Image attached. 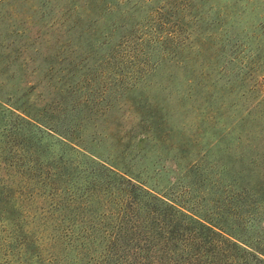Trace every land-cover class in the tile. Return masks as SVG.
<instances>
[{
	"label": "rangeland",
	"instance_id": "374dc122",
	"mask_svg": "<svg viewBox=\"0 0 264 264\" xmlns=\"http://www.w3.org/2000/svg\"><path fill=\"white\" fill-rule=\"evenodd\" d=\"M226 1L0 0V264H254L106 157L264 254V0Z\"/></svg>",
	"mask_w": 264,
	"mask_h": 264
},
{
	"label": "trees",
	"instance_id": "16d2710c",
	"mask_svg": "<svg viewBox=\"0 0 264 264\" xmlns=\"http://www.w3.org/2000/svg\"><path fill=\"white\" fill-rule=\"evenodd\" d=\"M240 1H244L243 3H241ZM254 1H262V0H231V2H224L222 3L221 5V8H223L227 14V19L229 16H234L228 9H232L234 8L235 6L238 7V6H241L244 5V6H247L249 3H253ZM240 2V4H239ZM226 17L222 18L221 23H224L227 21ZM217 37H215L214 39H216ZM206 43H208L207 45L209 46H214L215 43L214 41H210V40H207ZM214 44V45H213ZM215 55H216V52L213 56L209 55L207 57V64H211V65H214L215 64ZM210 60V61H209ZM193 73H190L188 75V77H186V81L188 83L192 82L193 79H194V76L195 75H192ZM199 77H201L204 81L208 82L209 84L212 85V91L208 94V97H211L213 95V92L215 90V86H214V83L215 82V79L212 81V77H211V73H200L199 74ZM210 88V87H209ZM0 107H3V105L1 106L0 104ZM7 110V108H5ZM4 109V110H5ZM9 110V109H8ZM10 111V110H9ZM11 112V111H10ZM12 113V112H11ZM211 113H215V111H211ZM211 113H209V115H211ZM13 114V113H12ZM16 117L21 120L24 124L26 125H30L32 127H35L37 129L40 128L39 124L40 121L38 120H35V119H32L30 117H22L20 115H16ZM232 125V123L230 124ZM41 129V128H40ZM51 131H55V130H51ZM59 136H58V140L59 141H62V143L66 144V146L69 147L68 143H66L64 141V138H67L64 136V134L62 135V133H57ZM62 137V138H60ZM70 149H72L73 151H75L76 153H79L81 155H84V156H88V157H91L92 156V153L88 155V153L86 152V150L84 151L82 149V147L78 148V147H69ZM101 153H97V158H102V156L104 155H100ZM91 155V156H90ZM2 161L0 160V163ZM98 164L100 165V167H102L104 170H106L108 173L114 175V176H118L120 179H125L126 183L130 186V187H133L134 189H138L143 195H146L147 197H150L156 201H158L160 204H163V207L165 209V211H170L172 213H177L179 216H181L182 219H186L187 220V224L186 226H188V229H189V232H190V236L191 235H196L198 233V235L202 232V231H206L207 233H210L212 235H215L217 236L219 239V244L220 245H230L232 248H236V249H239V250H242L243 252L247 253L248 255L251 256L252 259H254V264H264V254L262 253V251H258V249L256 248H252V247H249L251 250H249V248L243 246L242 244H240L238 241L239 239V235L237 233H234L232 231H226V229H224L222 227V225H220V223H218V221L210 218V217H205V216H201V215H198V214H195V213H189V212H184L182 211L181 209L175 207L174 205H172L171 203H169L168 201L164 200L162 197L158 196L156 193H154L150 188H147L144 186V183L142 181H140L138 178L137 175H134L131 170L129 169H121L120 167L114 165V163H111L108 159V157H106L105 159L101 160V162L99 161ZM125 170V171H124ZM129 170V171H128ZM129 172V173H128ZM127 175L128 177H124V175ZM134 179V181L132 180ZM132 188V189H133ZM131 190H128L125 192L126 194V199H124L123 197V200L125 202H127V205L128 207H130V205L134 202V204L136 203V195L134 196L133 193L130 192ZM133 210H136V208H133ZM127 223L129 222L131 224V227L128 226V228H130L132 230V233L133 232H141V230L138 228V224L136 223V225L133 223V221H131V219H127L126 220ZM137 222V221H136ZM133 223V224H132ZM128 225V224H127ZM138 228V230H137ZM137 230V231H136ZM143 232V231H142ZM146 232V231H145ZM143 237V236H142ZM166 236H164L165 238ZM169 240L170 239V235H168L167 238H165V240ZM192 239V238H191ZM145 240H147V238H145ZM237 240V241H236ZM241 241V240H240ZM243 242V241H241ZM244 243V242H243Z\"/></svg>",
	"mask_w": 264,
	"mask_h": 264
}]
</instances>
